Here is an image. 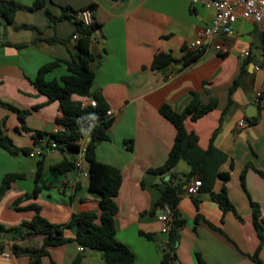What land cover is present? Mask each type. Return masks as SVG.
Wrapping results in <instances>:
<instances>
[{
    "label": "crops",
    "instance_id": "0c3cea01",
    "mask_svg": "<svg viewBox=\"0 0 264 264\" xmlns=\"http://www.w3.org/2000/svg\"><path fill=\"white\" fill-rule=\"evenodd\" d=\"M15 1L19 8L13 22L5 24L0 19V102L29 112L21 125L17 112L0 104V129L15 146L33 149L28 154L13 156L0 148V183L6 173L23 174L0 197V225L7 229L33 217L34 210L13 206L17 198H21L18 207L35 203L39 213L57 225L67 223L72 213L98 207L96 195L87 188V176L75 169L59 173L51 168L62 159H75L76 154L35 142V131L47 137L63 126L56 120L62 116L58 102H47V97L32 84L40 66L55 59H69L74 44L71 38L74 22L66 19L47 26L45 9L59 16L61 7L79 10L94 3L91 13L100 28L89 45L94 71L91 89L101 93L107 110L112 111V121L106 128L108 138L96 145L95 158L117 167L121 173L115 198V238L131 250L133 264H160V249L167 233L160 231L156 201L160 196L158 186L165 181L164 176L148 169L165 161L175 128L158 109L168 103L173 110L181 111L189 102L191 91H196L202 103L214 96L217 105L194 121L189 117L184 120L185 128L196 134L197 142L183 147L182 156L173 168L177 174L175 181H181L190 171L215 132L212 148L200 164L202 180L211 191L218 192L222 186L218 172L229 170L225 187L240 218L232 210L223 212L207 191L188 193L193 180H201L195 173L179 194L177 209L185 223L177 230L176 259L180 264H198V257L205 264H253L248 254L257 251L264 263V241L258 245L249 204L250 200L259 203L264 217V178L254 170L264 173V33L258 26L238 17L226 39L228 49L224 56L210 46L195 61L181 67L183 56L190 51L186 42L194 39L212 19V11L201 4L191 7L188 0H46L44 7L31 11L28 7L34 0ZM20 24L32 27L21 28ZM54 37L67 42L47 41ZM241 50L249 51L250 75L244 86L234 90L233 103L221 118L229 87L244 61ZM158 52L169 53L174 59L165 66L168 67L165 73L150 67ZM65 72L61 64L48 71L45 78H58ZM257 91L261 94L259 101L255 98ZM78 98L81 105H86L90 97ZM249 105L255 107L257 121L236 129L238 121L246 120ZM39 160H42L37 180L39 190L35 197L23 198L34 188ZM247 163L250 166L242 182L240 176ZM83 167L87 170L85 159ZM193 196L199 199L197 207ZM62 232L70 240L49 246L47 253L39 257L41 264H72L78 254L79 264H104L99 251L76 243L74 226H65ZM41 242L39 234L14 238L11 232L0 231L3 246L0 264H33L32 255H15L11 245L37 248ZM4 252L8 255H3Z\"/></svg>",
    "mask_w": 264,
    "mask_h": 264
},
{
    "label": "trees",
    "instance_id": "16d2710c",
    "mask_svg": "<svg viewBox=\"0 0 264 264\" xmlns=\"http://www.w3.org/2000/svg\"><path fill=\"white\" fill-rule=\"evenodd\" d=\"M46 0H34L28 7L29 10L44 7ZM19 5L15 0H0V19L5 24L13 22L14 14L18 10ZM91 10L95 8V4L91 3L87 7ZM82 8V9H85ZM79 9V10H82ZM79 10H74L69 6L61 7L59 16L53 15L48 9H45L44 15L46 25L51 26L55 23L71 19L75 24V29L71 38L75 35L74 44L72 46V54L69 59H55L47 62L39 67L32 84L47 97V102L57 101L58 106L62 111V116L56 120L62 124L63 129L47 134V139L56 143L55 147L46 145L49 148L58 149L60 151H67L76 154L79 149L77 140L87 134L88 141L84 159L87 162V188L90 193L96 195L98 200V207L95 210H85L72 213L69 221L62 225L50 223L39 213V206L35 203L28 204L24 207H18L21 198H17L13 202L15 208H28L35 211L33 217L28 222H21L20 224L4 229L0 225V231H9L14 238H23L28 235L39 234L42 235L41 245L37 248L23 247L15 243L11 245L13 254H30L33 257V264H41L39 257L47 253L49 246H57L68 242L70 239L63 236L62 229L65 226H74L76 234L74 240L83 248H89L99 251L102 255L104 264H133L134 256L131 250L122 242L115 238V222L114 217L117 212L116 196L121 184L120 170L108 163L101 162L95 158L96 145L108 138L106 128L112 121V116L106 115L108 105L103 96L98 91H92V81L94 71L91 66L93 55L89 50V45L94 39L96 31L100 28V23L92 17L90 24H84L77 18L76 14ZM18 27L31 28L29 24H20ZM48 42L66 43L67 39L50 38ZM9 44V43H5ZM15 47H21L23 44H15ZM204 51H187L182 58L181 67H185L195 61ZM221 53V56H224ZM239 74L233 79L228 90L227 105L222 111V116L227 112L233 103L231 95L238 87L246 84V79L250 75L247 72V64L251 61L249 55L243 58ZM173 57L169 53L158 52L153 57L151 69L158 70L160 67L169 65L173 62ZM63 64L66 72L58 78L46 79L45 74L51 69ZM204 86V83H203ZM76 96V97H75ZM87 96L95 100V106L81 105L78 97ZM15 110L18 114L21 125L23 124L24 116L29 112L27 109H18L11 105L0 102ZM217 105V99L214 96L209 98V101L202 103L199 94L196 91H191V98L189 102L181 111H175L168 103H163L159 106V113L168 119L175 128V136L173 143L168 151L167 157L162 165L154 168H149L151 173L160 176L169 175V178L162 186H158L160 196L156 201L157 207L166 203L171 209V222L167 232V240L165 246L160 249V264H172L174 261L178 263L175 254V243L177 240V230L185 223V218L182 217L177 209L179 201V194L183 190L189 178L198 173L201 178V186L199 190H204L209 193L210 199L218 204L220 209L224 212L232 210L238 218L239 215L235 211L234 205L230 201L225 184L230 178L229 170L219 171L218 176L222 180L221 189L218 192L211 191L208 186L204 185L202 180V173L200 164L203 162L205 156L212 148V140L214 133L210 137L209 144L204 153L198 161L190 168V171L183 175L181 181H175L177 174L173 168L178 163L182 156L183 147L193 146L197 142V136L193 132L187 131L184 125V120L189 117L191 120L205 115ZM220 118V120H221ZM248 124H254L257 117H246ZM45 136L41 131L34 132V140L37 143L38 138ZM0 148L4 149L11 155L19 153H30L33 148L30 147H17L12 140L2 133L0 129ZM42 154V152H39ZM74 160V159H73ZM73 160L62 159L51 165V168L59 173L70 172L74 169ZM250 166L248 163L245 165L241 173V181L244 179V172ZM42 168V160L37 162V169L34 175L35 185L31 192L25 193L23 198L35 197L39 190L37 180ZM232 168V164L229 165ZM264 178V173L254 168ZM21 173H6L0 183V197L3 192L9 187L10 183L17 178H22ZM194 205L197 207L199 199L192 198ZM251 215L253 225L256 227L259 235H261L262 225H264V218L261 217V210L258 203L250 200ZM209 223V222H208ZM211 227H214L209 223ZM219 230V229H218ZM3 246L0 245V250ZM253 264H264L258 257L257 251L248 254ZM80 254L73 260L72 264H79ZM198 264H205L198 257Z\"/></svg>",
    "mask_w": 264,
    "mask_h": 264
},
{
    "label": "built area",
    "instance_id": "2783aa9c",
    "mask_svg": "<svg viewBox=\"0 0 264 264\" xmlns=\"http://www.w3.org/2000/svg\"><path fill=\"white\" fill-rule=\"evenodd\" d=\"M190 6L195 4H201L205 8L212 11V19L202 28L200 33L191 40H188L185 44L187 50L197 51L205 50L208 47H212L217 53H225L228 49L226 39L232 34V24L238 18L247 19L254 22L258 28L264 33V0H188ZM84 24H90L92 21L91 9L85 8L79 10L76 14ZM75 39L76 36L74 35ZM93 41V40H92ZM249 55L248 50H241L240 56L245 58ZM260 92L255 93L256 101H259ZM87 105L95 106V100L89 98L86 102ZM111 110L106 111V115L110 116ZM247 125L246 120H240L235 124V128L239 129ZM88 137L87 134L80 137L77 140L79 145L76 158L73 160L74 169L78 174L87 176V170L83 167L84 153L86 151ZM37 143L50 145L55 147L56 143L49 141L47 137H40ZM201 186V180L199 178L194 179L188 187V193L194 194L199 190ZM157 220L161 223L160 231L166 234L170 227L171 222V209L164 203L158 207V213L156 215ZM165 246V243L162 247ZM3 255L7 256L8 253L4 252ZM172 264H176L174 261Z\"/></svg>",
    "mask_w": 264,
    "mask_h": 264
},
{
    "label": "water",
    "instance_id": "95a60500",
    "mask_svg": "<svg viewBox=\"0 0 264 264\" xmlns=\"http://www.w3.org/2000/svg\"><path fill=\"white\" fill-rule=\"evenodd\" d=\"M252 65H253V63H252ZM167 69H168V67L163 66V67H160V68H159V71H160L161 73H165V72L167 71ZM245 114H246L247 117H252V116H254V115L256 114L255 107H254L253 105H249V106L246 108ZM168 178H169V175H165V176L163 177V181H166ZM162 184H164V182H163Z\"/></svg>",
    "mask_w": 264,
    "mask_h": 264
},
{
    "label": "rangeland",
    "instance_id": "374dc122",
    "mask_svg": "<svg viewBox=\"0 0 264 264\" xmlns=\"http://www.w3.org/2000/svg\"><path fill=\"white\" fill-rule=\"evenodd\" d=\"M256 47V45H253V48H255ZM258 205H259V207H260V210H261V205L258 203ZM261 217L262 218H264L262 215H261ZM251 223H252V225H253V220H252V215H251ZM253 228H254V230H255V232H256V234H257V236H258V239H259V242H258V245H261L262 244V242L264 241V235H263V229H264V225H262V230H261V235H259V233H258V231H257V229H256V227L253 225Z\"/></svg>",
    "mask_w": 264,
    "mask_h": 264
}]
</instances>
